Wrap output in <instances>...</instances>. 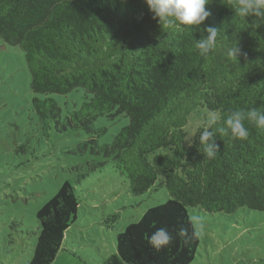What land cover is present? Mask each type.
Masks as SVG:
<instances>
[{"label":"trees","instance_id":"1","mask_svg":"<svg viewBox=\"0 0 264 264\" xmlns=\"http://www.w3.org/2000/svg\"><path fill=\"white\" fill-rule=\"evenodd\" d=\"M231 3L210 0L207 20L188 32L163 28L145 0H0V38L24 52L39 114L58 120L61 108L38 95L83 88L69 126L89 130L101 116L126 115L129 123L100 153L126 177L130 193L168 190L166 202L117 234V252L128 264L193 262L200 238L191 207L264 211V134L245 120L248 137L218 133L219 151L207 158L200 142L206 123L190 140L186 132L198 110L218 112L220 125L232 111L264 110V21L236 16ZM207 27L219 31L217 48L203 57L193 39L206 36ZM234 46L241 48L237 59L228 56ZM79 206L76 188L65 181L36 213L28 264H51L61 250L70 252L63 244ZM158 228L173 237L159 251L148 242Z\"/></svg>","mask_w":264,"mask_h":264},{"label":"rangeland","instance_id":"2","mask_svg":"<svg viewBox=\"0 0 264 264\" xmlns=\"http://www.w3.org/2000/svg\"><path fill=\"white\" fill-rule=\"evenodd\" d=\"M35 97L24 52L0 38V264H28L38 236L36 213L65 181L76 188L80 206L63 244L70 252L61 250L51 264H128L117 252V234L170 198L165 187L130 193L126 177L100 153L129 118L101 116L89 130L71 127L68 118L81 108L83 88L38 95L56 100L58 120L43 118ZM210 113L191 115L189 140ZM190 215L200 233L190 264H264V211L225 214L191 207Z\"/></svg>","mask_w":264,"mask_h":264},{"label":"clouds","instance_id":"3","mask_svg":"<svg viewBox=\"0 0 264 264\" xmlns=\"http://www.w3.org/2000/svg\"><path fill=\"white\" fill-rule=\"evenodd\" d=\"M153 13V18L157 19L163 28L195 32L209 17L210 13L206 10V5L210 0H145ZM231 8L236 16L242 19L255 17L264 21V0H232ZM184 26H187L185 28ZM207 32L206 36L200 39L194 37V48L203 57H207L217 48L218 30L213 27L203 29ZM241 54L240 46H234L228 51L229 58H236ZM221 116L218 112L210 113L204 130L200 133V142L203 146V154L207 158H213L219 151L216 144V137L225 135L230 130L234 138L246 139L248 130L244 127V121L253 123L258 132L264 134V110L250 109L246 112L235 110L227 115L223 125L218 124ZM185 229H180L179 235L184 236ZM199 236L198 231L193 233ZM173 237L166 228H158L149 238V243L157 251L170 245Z\"/></svg>","mask_w":264,"mask_h":264}]
</instances>
